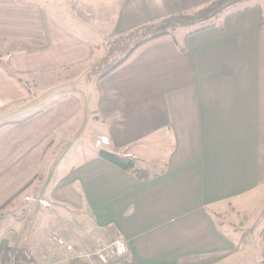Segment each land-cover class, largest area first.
I'll use <instances>...</instances> for the list:
<instances>
[{"label": "crops", "instance_id": "obj_1", "mask_svg": "<svg viewBox=\"0 0 264 264\" xmlns=\"http://www.w3.org/2000/svg\"><path fill=\"white\" fill-rule=\"evenodd\" d=\"M211 1L0 0V210L35 203L67 240L78 211V233L125 239L132 264H264V0L90 74L111 38Z\"/></svg>", "mask_w": 264, "mask_h": 264}, {"label": "trees", "instance_id": "obj_2", "mask_svg": "<svg viewBox=\"0 0 264 264\" xmlns=\"http://www.w3.org/2000/svg\"><path fill=\"white\" fill-rule=\"evenodd\" d=\"M248 1L249 0H212L206 5L189 13L170 15L160 21L139 26L122 36L110 41L108 40L106 42V57L91 70L90 74L96 76V79L104 77L125 62L139 46L158 37L170 35L179 28L194 26V28L186 34V36H189L215 26L220 27L221 19L233 14V12H227L229 9L238 5H243ZM245 9L246 8H243L242 10ZM107 59L112 60V63L105 65ZM102 66L103 69H100ZM95 71L96 75L93 74ZM98 157L124 171L132 172L138 179L143 180L149 177L147 173L136 170L133 161L129 158L105 151H99ZM66 264H77V262L72 260L68 261Z\"/></svg>", "mask_w": 264, "mask_h": 264}, {"label": "rangeland", "instance_id": "obj_3", "mask_svg": "<svg viewBox=\"0 0 264 264\" xmlns=\"http://www.w3.org/2000/svg\"><path fill=\"white\" fill-rule=\"evenodd\" d=\"M42 1H43L44 5H47L46 3H50L51 0H42ZM67 2L69 4V7L73 6V0H69V1L58 0L57 3L58 4L63 3V5H64ZM83 2L85 3V1H83ZM92 2H94V1H89V3H92ZM58 4H54V5L58 6ZM50 5H51V3L48 5V7H50ZM58 18L61 22H63L67 26H69V28L76 31V28L73 25H71L70 23H68L64 16L60 15ZM192 28H194V26L179 28L180 34H183L184 32L187 34L189 31L192 30ZM115 38H117V37H115ZM112 39H114V38H111L110 40H112ZM106 54H107V47H106ZM106 54H105L104 58L106 57ZM107 60L105 62V65H109L110 63H112V60H108V61ZM100 69H103V66L100 67ZM93 74L96 75V71L93 72ZM43 202H45V201H43ZM37 203L42 208H48L49 207V206L48 207L42 206L39 203V201ZM30 204H35V203H30ZM30 204L24 205V203L20 202V199H19V200L15 201L14 203H12L11 206L7 207L5 211L0 210V240L3 237V233H5L4 223L8 222V220H10V222H8L6 226L12 228L13 230L15 229L16 237H18V239H16L14 243L10 244L9 248H11L17 252L18 259H19V262L21 264H65L66 261H64L63 255L58 254L54 250L48 249L47 247L41 245L40 242L34 240V236L38 235L40 237V234H42V236H44L45 232L47 230L50 231L49 230L51 228L50 226H52L54 224H50L53 222H48L46 225L42 224V219L44 216L40 215V212L34 218L35 211L33 212V209H32L29 212V210L31 209V208L29 209ZM49 204L52 206H55L54 203L53 204L49 203ZM37 210H39V208H37ZM72 212H74V213H71L73 221L68 222L67 225L65 223L62 225L64 227V229L66 228L67 231L70 230L71 226L75 227L73 229L74 231L71 233V235L72 234L73 235L70 236L71 238H69L68 241L72 242L76 245H82V246L93 245L95 242H97L98 239L94 238L92 236L93 235L92 232H90L89 235H87V233H85V234L78 233V231L79 232L82 231V228L86 227L87 225L84 223H81L82 217L79 216L80 212H78V211H72ZM50 214H51V212H50ZM50 214H48L49 217H50ZM51 219H53V218H51ZM19 221L21 222L22 227H21ZM77 227H78V231L76 229ZM22 228H23V230L20 231V229H22ZM7 233L8 232H6V234ZM48 233H50V232H48ZM35 243H36V245H35Z\"/></svg>", "mask_w": 264, "mask_h": 264}, {"label": "built area", "instance_id": "obj_4", "mask_svg": "<svg viewBox=\"0 0 264 264\" xmlns=\"http://www.w3.org/2000/svg\"><path fill=\"white\" fill-rule=\"evenodd\" d=\"M98 144H106L107 139H101ZM42 206L49 204L39 200ZM47 246L62 249L68 261L77 264H132L131 251L128 242L123 238H116L110 242L97 241L91 246L76 245L52 231L45 236ZM0 264H21L17 252L9 247L0 248Z\"/></svg>", "mask_w": 264, "mask_h": 264}]
</instances>
